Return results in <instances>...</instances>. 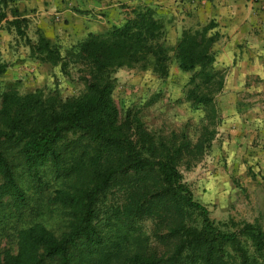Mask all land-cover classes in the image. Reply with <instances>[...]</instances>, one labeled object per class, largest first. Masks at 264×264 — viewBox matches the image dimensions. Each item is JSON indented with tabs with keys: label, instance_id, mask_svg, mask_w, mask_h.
Segmentation results:
<instances>
[{
	"label": "trees",
	"instance_id": "16d2710c",
	"mask_svg": "<svg viewBox=\"0 0 264 264\" xmlns=\"http://www.w3.org/2000/svg\"><path fill=\"white\" fill-rule=\"evenodd\" d=\"M19 0H0L5 22L26 41L29 55L65 72L71 63L90 67L84 91L62 99L56 90L0 96V229L10 219L21 223L32 200L21 184L42 182L49 169L62 186L48 197L62 210L59 234L40 222L15 226V250H0V264H264V231L248 223H221L196 201L179 166L192 155L189 142L159 144L132 110L121 114L113 91L122 68H150L166 77L173 61L194 72L189 100L208 105L222 78L209 72L219 35L216 24L181 32L175 43L155 9L138 6L120 25L89 33L61 54L59 45L40 35L26 38L27 18ZM0 59V76L7 71ZM199 79V82H196ZM212 136L198 141L196 151ZM206 143V144H205ZM205 144V146H203ZM124 193L106 205L108 195ZM156 216L168 250H151L138 222Z\"/></svg>",
	"mask_w": 264,
	"mask_h": 264
},
{
	"label": "rangeland",
	"instance_id": "374dc122",
	"mask_svg": "<svg viewBox=\"0 0 264 264\" xmlns=\"http://www.w3.org/2000/svg\"><path fill=\"white\" fill-rule=\"evenodd\" d=\"M30 1L17 2L18 9L28 20L26 38L32 43L40 35L48 38L59 45L62 56L85 39L87 32L105 33L113 26L122 24L131 13L126 10V5L119 6L115 12L116 19H109L110 14L103 18L98 13L73 5L70 0H66L61 9L48 8L47 0ZM21 3L28 7L21 9ZM155 12L159 15L157 10ZM41 15L44 16L43 22L38 20ZM160 19L168 27L173 23L166 16ZM179 35L176 32V38ZM213 52L215 57L209 72L215 75L214 80L219 77L222 80L218 92L214 93L217 88L215 84L211 89L202 86L198 91L213 90L208 105H194L188 99L194 87V72L180 71L173 61L168 75L162 78L152 73L150 68L117 70L114 74L113 99L121 114L129 109L136 113L159 144L178 145L183 140L189 142L192 155L184 156L179 171L194 199L208 209L210 218L223 230L226 228L221 223L232 221L253 224L264 231V134L255 131L241 136L237 132L235 111L242 108H235L234 103L236 100L264 97V92L225 90L227 74L218 60V46ZM0 59L8 66L7 71L0 76V96L8 89L20 95L40 89L45 94L56 90L62 99H66L80 95L89 79L90 67L84 63H71L62 72L59 66L32 58L26 41L13 28H8L5 22L0 23ZM210 136L212 139L207 147L197 152V142ZM41 176L42 182L38 185H33L26 177L21 179L32 200L31 209L21 223L10 219L2 224L5 228L0 229V250H15V226L40 222L56 234L63 228L62 210L48 202L53 191L62 186L61 179L55 178L49 169H44ZM123 194L108 195L106 205L117 203ZM157 218L145 217L138 222V226L149 248L162 254L169 246L162 239L164 233Z\"/></svg>",
	"mask_w": 264,
	"mask_h": 264
},
{
	"label": "crops",
	"instance_id": "0c3cea01",
	"mask_svg": "<svg viewBox=\"0 0 264 264\" xmlns=\"http://www.w3.org/2000/svg\"><path fill=\"white\" fill-rule=\"evenodd\" d=\"M70 1L73 5L91 10V13L92 11L98 13L103 18L110 14L109 19L112 17L116 19L115 12L119 6L126 5L127 11L143 5L153 6L152 8L157 10L160 18L166 16L173 20L170 27L165 22L164 24L167 39L174 43L178 40L176 32L181 34L186 29L195 30L212 21L216 24L215 30L219 35L214 48L218 46V60L223 64L225 69L223 72L227 74L225 90L264 92V0H258L256 3L251 0ZM66 2V0H47V6L52 9H61ZM25 6L27 4L21 3V9ZM106 9H109V13ZM68 13L73 14L71 11ZM39 19L43 22L44 16H39ZM88 33L90 32L86 33V37ZM234 103L235 108H242L235 111L237 132L241 133V136L255 131L264 134V97L236 100Z\"/></svg>",
	"mask_w": 264,
	"mask_h": 264
},
{
	"label": "built area",
	"instance_id": "2783aa9c",
	"mask_svg": "<svg viewBox=\"0 0 264 264\" xmlns=\"http://www.w3.org/2000/svg\"><path fill=\"white\" fill-rule=\"evenodd\" d=\"M253 3H256V2H258V0H251Z\"/></svg>",
	"mask_w": 264,
	"mask_h": 264
}]
</instances>
